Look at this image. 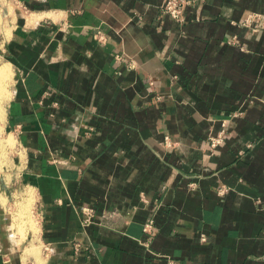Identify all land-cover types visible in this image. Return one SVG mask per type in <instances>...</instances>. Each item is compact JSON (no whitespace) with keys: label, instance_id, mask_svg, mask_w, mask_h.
Masks as SVG:
<instances>
[{"label":"crops","instance_id":"crops-1","mask_svg":"<svg viewBox=\"0 0 264 264\" xmlns=\"http://www.w3.org/2000/svg\"><path fill=\"white\" fill-rule=\"evenodd\" d=\"M162 3L0 0L38 227L0 201V264H264V0Z\"/></svg>","mask_w":264,"mask_h":264},{"label":"rangeland","instance_id":"rangeland-1","mask_svg":"<svg viewBox=\"0 0 264 264\" xmlns=\"http://www.w3.org/2000/svg\"><path fill=\"white\" fill-rule=\"evenodd\" d=\"M14 83L15 72L9 88L12 96L3 105L5 118L3 117L1 121H4L0 122V127L2 128L0 139L3 140L1 141L5 147L4 153L0 157V201L2 207H5L8 211L11 232L17 237L16 239L19 242H22V239L26 237L27 231L33 226L37 227V218L33 193L25 189L21 181V168L24 161L21 143L9 125L8 105L13 97ZM9 139H12V142Z\"/></svg>","mask_w":264,"mask_h":264},{"label":"built area","instance_id":"built-area-1","mask_svg":"<svg viewBox=\"0 0 264 264\" xmlns=\"http://www.w3.org/2000/svg\"><path fill=\"white\" fill-rule=\"evenodd\" d=\"M191 4V0H163L162 3V12L168 15L171 19L178 23H183L184 18V11L185 8ZM259 15L253 14L250 15L245 24L252 25L255 21H258ZM94 37L97 41L102 44H106L108 42L107 35L102 29H97L94 33ZM211 144L213 147H217L223 141V134H220L218 137H211L210 138ZM166 144L167 146L171 147L172 143L169 137H166ZM223 192V191H222ZM82 225L83 227H88L92 223H94L95 214L92 209L89 207H85L82 209ZM150 225L146 226L149 227ZM203 241L206 240L205 237L202 238ZM167 264H176L174 260L169 259Z\"/></svg>","mask_w":264,"mask_h":264},{"label":"bare ground","instance_id":"bare-ground-1","mask_svg":"<svg viewBox=\"0 0 264 264\" xmlns=\"http://www.w3.org/2000/svg\"><path fill=\"white\" fill-rule=\"evenodd\" d=\"M13 73L14 72H13V69H12V66H11L10 63H4V64H2L0 66V122L4 121V120L1 121L3 119V117H4V110H3L4 107H3V105H4L5 101L8 98H11V96H12V93L9 92V88H10V86L12 84ZM1 129L2 128L0 127V132H1ZM1 140L2 139H0V157L4 153V149H5L4 144L2 143L3 140L2 141ZM11 140L12 139H9L10 142H12ZM33 222H32V224H33ZM31 229L34 230V231H37L38 227H34L33 226Z\"/></svg>","mask_w":264,"mask_h":264}]
</instances>
